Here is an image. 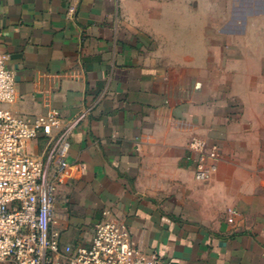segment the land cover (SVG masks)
Listing matches in <instances>:
<instances>
[{
	"label": "crops",
	"instance_id": "obj_1",
	"mask_svg": "<svg viewBox=\"0 0 264 264\" xmlns=\"http://www.w3.org/2000/svg\"><path fill=\"white\" fill-rule=\"evenodd\" d=\"M0 52L17 90L5 109L60 120L31 154L75 123L60 247L111 221L161 264H264V0H0Z\"/></svg>",
	"mask_w": 264,
	"mask_h": 264
},
{
	"label": "built area",
	"instance_id": "obj_2",
	"mask_svg": "<svg viewBox=\"0 0 264 264\" xmlns=\"http://www.w3.org/2000/svg\"><path fill=\"white\" fill-rule=\"evenodd\" d=\"M6 63L7 55L0 52V264H161L155 255L137 253L128 229L111 221L96 225L88 245L60 247L50 233L54 192L67 168L75 123L64 128L42 156L31 154L28 144L40 134L50 137L60 120L38 116L29 122L5 109L17 99L14 74ZM206 146L201 138L188 145L197 181L207 180L212 171Z\"/></svg>",
	"mask_w": 264,
	"mask_h": 264
}]
</instances>
